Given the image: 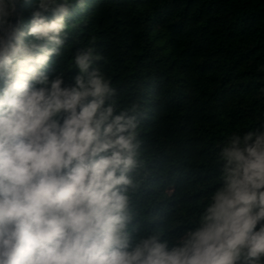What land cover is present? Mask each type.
I'll use <instances>...</instances> for the list:
<instances>
[{
  "label": "clouds",
  "instance_id": "obj_1",
  "mask_svg": "<svg viewBox=\"0 0 264 264\" xmlns=\"http://www.w3.org/2000/svg\"><path fill=\"white\" fill-rule=\"evenodd\" d=\"M69 14L37 0L25 20L21 0H0V264H264V127L224 137L194 220L137 235L136 108L94 47L72 58L71 83L50 73Z\"/></svg>",
  "mask_w": 264,
  "mask_h": 264
},
{
  "label": "trees",
  "instance_id": "obj_2",
  "mask_svg": "<svg viewBox=\"0 0 264 264\" xmlns=\"http://www.w3.org/2000/svg\"><path fill=\"white\" fill-rule=\"evenodd\" d=\"M36 3L21 0L25 20ZM68 3L65 43L50 73L63 67L71 83L72 58L94 47V67L111 78L120 106L136 108V234L194 220L219 175L224 137L264 127V0Z\"/></svg>",
  "mask_w": 264,
  "mask_h": 264
}]
</instances>
